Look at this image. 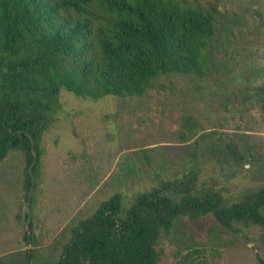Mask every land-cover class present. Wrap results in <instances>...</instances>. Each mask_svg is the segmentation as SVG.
Wrapping results in <instances>:
<instances>
[{
	"label": "rangeland",
	"instance_id": "rangeland-1",
	"mask_svg": "<svg viewBox=\"0 0 264 264\" xmlns=\"http://www.w3.org/2000/svg\"><path fill=\"white\" fill-rule=\"evenodd\" d=\"M183 1L215 8L207 73L158 76L138 97L59 90L34 143L27 205L25 151L0 159V264H25L27 252L51 264L70 227L102 201L118 193L123 213L183 171L226 204L264 187V0ZM156 250V264L264 263V227L180 217Z\"/></svg>",
	"mask_w": 264,
	"mask_h": 264
},
{
	"label": "trees",
	"instance_id": "trees-1",
	"mask_svg": "<svg viewBox=\"0 0 264 264\" xmlns=\"http://www.w3.org/2000/svg\"><path fill=\"white\" fill-rule=\"evenodd\" d=\"M214 13L183 0H0V159L18 144L25 151V193L29 139L34 147L59 90L138 97L161 75L204 76ZM194 182L183 171L137 193L123 213L114 193L70 227L51 264H156L158 240L180 217L264 227V187L226 204ZM24 263L35 264L28 252Z\"/></svg>",
	"mask_w": 264,
	"mask_h": 264
},
{
	"label": "water",
	"instance_id": "water-1",
	"mask_svg": "<svg viewBox=\"0 0 264 264\" xmlns=\"http://www.w3.org/2000/svg\"><path fill=\"white\" fill-rule=\"evenodd\" d=\"M20 143V142H19ZM29 145H30V150H31V154H32V159L28 165V174H29V186H28V190H27V195H26V205L28 203V199H29V196H30V193H31V189H32V185H33V177H32V173H31V168L35 162V159H36V155H35V152L33 150V143H32V140L29 139ZM18 145H16V147H18ZM29 239V237H27V240Z\"/></svg>",
	"mask_w": 264,
	"mask_h": 264
}]
</instances>
